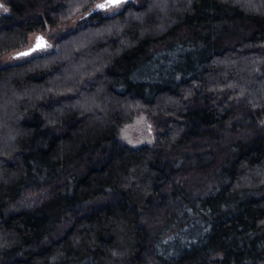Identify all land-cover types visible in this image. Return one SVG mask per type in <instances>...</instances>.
Here are the masks:
<instances>
[{
    "label": "trees",
    "instance_id": "obj_1",
    "mask_svg": "<svg viewBox=\"0 0 264 264\" xmlns=\"http://www.w3.org/2000/svg\"><path fill=\"white\" fill-rule=\"evenodd\" d=\"M0 1V264H264V0Z\"/></svg>",
    "mask_w": 264,
    "mask_h": 264
},
{
    "label": "rangeland",
    "instance_id": "obj_2",
    "mask_svg": "<svg viewBox=\"0 0 264 264\" xmlns=\"http://www.w3.org/2000/svg\"><path fill=\"white\" fill-rule=\"evenodd\" d=\"M100 1V0H98ZM248 1V0H245ZM125 2L121 3L119 7H113L106 10H100L99 11L104 15H111L116 12H118L124 5ZM95 8V5H92L91 9ZM6 9L5 5H3L0 1V13H2ZM88 13V12H87ZM87 13H79L74 18L69 20L67 23L61 24L59 26L50 28L48 30L44 31H36L33 32L28 39V42L26 46L19 50H14L11 52H8L1 58L0 66L9 64V63H16L25 60L31 55L38 54L40 52L45 51L47 48H52V41L48 38V35L51 33H66L73 28L76 27V25L83 19H87L86 15ZM42 36L46 38V45L45 47H41L36 49L34 52H32L29 56H21L19 58H15V53L21 52L24 49H28L31 47L34 43L37 42V37ZM260 123L264 125V117L261 118ZM119 138L128 143L132 146H137L144 143H152V141L155 138V127L153 124L149 122L147 117L144 114L137 115L130 123H127L123 125L119 130Z\"/></svg>",
    "mask_w": 264,
    "mask_h": 264
},
{
    "label": "snow or ice",
    "instance_id": "obj_3",
    "mask_svg": "<svg viewBox=\"0 0 264 264\" xmlns=\"http://www.w3.org/2000/svg\"><path fill=\"white\" fill-rule=\"evenodd\" d=\"M122 2H123V0H100V2H98L95 5V7H96V9L106 10V9L113 8V7H119ZM45 46H47V45H46V42L43 41V37H37V43L33 48H29L23 52L15 53V58H19L21 56H29L36 49L41 48V47H45Z\"/></svg>",
    "mask_w": 264,
    "mask_h": 264
},
{
    "label": "water",
    "instance_id": "obj_4",
    "mask_svg": "<svg viewBox=\"0 0 264 264\" xmlns=\"http://www.w3.org/2000/svg\"><path fill=\"white\" fill-rule=\"evenodd\" d=\"M126 1H128V0H123V2H126ZM122 2V3H123ZM39 37H42V36H39ZM43 41H45L46 42V38L45 37H43ZM37 43V42H36ZM36 43H34L31 47H29V48H33L35 45H36ZM28 48V49H29ZM25 50H27V49H24V50H22L21 52H23V51H25Z\"/></svg>",
    "mask_w": 264,
    "mask_h": 264
}]
</instances>
